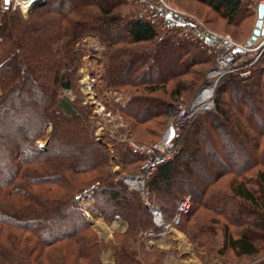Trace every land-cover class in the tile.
Segmentation results:
<instances>
[{
    "label": "trees",
    "instance_id": "trees-1",
    "mask_svg": "<svg viewBox=\"0 0 264 264\" xmlns=\"http://www.w3.org/2000/svg\"><path fill=\"white\" fill-rule=\"evenodd\" d=\"M192 1L232 25L243 14L240 0ZM118 2L48 0L27 18L0 11V46H10L0 61V264H104L102 242L79 203L85 193L94 217L127 225L114 234V261L106 264H159L163 257L137 246L139 232L153 225L151 214L112 172L108 146L115 141L94 139L90 109L76 91V45L87 35L105 45V86L128 93L119 106L125 124L152 137L163 131L169 104H188L205 83L209 60L177 38L155 42L147 22L120 20ZM263 73L249 81L234 72L220 78L213 110L182 126L178 152L146 181L147 203L167 222L189 198L178 225L199 251L249 264H264ZM119 156L124 169L144 159L127 149Z\"/></svg>",
    "mask_w": 264,
    "mask_h": 264
},
{
    "label": "rangeland",
    "instance_id": "rangeland-1",
    "mask_svg": "<svg viewBox=\"0 0 264 264\" xmlns=\"http://www.w3.org/2000/svg\"><path fill=\"white\" fill-rule=\"evenodd\" d=\"M48 0H45L47 3ZM243 7V14L241 19L237 24H229L224 19L220 18L215 12H213L209 7L204 4L192 0H156L157 3L163 5L165 11H169L168 8L182 13L189 19H194L198 21V25L211 33L227 35L236 44L245 46L246 42L252 35L257 21V12L255 8L254 0H240ZM143 6L138 5L136 0H119L118 5L114 9V13L119 15L120 20H130L136 19L137 15L142 12ZM39 8V7H36ZM36 8L32 9L26 14H21L23 18H27L29 13L34 11ZM167 8V10L165 9ZM0 11L1 8H0ZM164 11L162 12V15ZM164 16H162L163 18ZM161 18V19H162ZM164 22L161 20V23ZM155 27L158 38L173 37L178 38L176 33H172L162 27ZM184 30V29H183ZM182 28H177V31H183ZM184 41V40H182ZM186 42V41H185ZM188 43V42H187ZM193 45V44H191ZM80 51L81 56V66L78 70V77L76 80V91L79 93L81 103L90 109V122L92 124L93 136L96 141L108 142L109 140H114L115 145L112 147L110 144L108 146L109 154L113 158L112 172L117 174L119 180L123 182L126 177H135L140 168L145 165L146 158L143 157L142 165L135 164L134 166H128L125 169L118 165L120 161L119 152L120 150L127 149L131 153V145H137L145 150L153 145L158 144L162 141V138L166 136L170 120L176 112L175 109L182 110L188 108L195 98L200 94L201 90L209 86V71L214 66L213 59L206 57L203 53L205 59L209 60V68L206 71L205 83L191 96L188 100V104L182 106L173 107L169 104V117L167 123L158 137H152L149 133L143 130H137L136 133H132L131 129L125 124L120 112L119 106L124 105L128 100V93L116 86L107 87L104 84V74L107 67L106 62V47L105 45L93 35H87L79 40L76 45ZM195 46V45H193ZM198 50L199 48L196 47ZM200 51V50H199ZM10 52V46L7 42H4L0 46V61L8 56ZM251 56H241L239 63L236 68H248L250 74L247 77H240L249 81L251 77H254L259 71L262 73L264 71V54H262L258 60L254 61ZM253 62L251 65L248 63ZM248 65V66H247ZM238 73V72H237ZM257 76V75H256ZM264 78V73L262 74ZM185 78H190L186 76ZM215 89V87H214ZM214 89L212 93V104L214 105ZM65 96L69 97L71 100L75 98V95L71 91H65ZM191 101V102H190ZM213 110L201 111L199 113L208 112ZM173 115H172V113ZM190 120V119H189ZM187 120V121H189ZM45 140H39L38 145L40 147L45 146ZM175 141L173 142V144ZM175 145V144H174ZM133 154V153H132ZM136 155V154H135ZM140 156V155H138ZM132 179L127 178V183L123 182L128 192H136L147 204L148 208L154 206L153 204H148L147 200L148 194L146 191V183L144 193H139L135 190H130L129 183ZM147 181V180H146ZM79 203L83 207L86 216L91 224V228L96 232L97 236L102 242V250L100 253V260L102 263H113L114 258V234L124 233L127 225L120 218L112 220L109 223H105L99 217H94L91 214L93 200L91 194L85 193L79 197ZM155 207V206H154ZM151 214V213H150ZM139 242L137 246L142 245L143 250L149 252L150 250H156L163 254L159 264H217L218 262H223L226 264H249L246 259H236L230 254L218 258L215 256L208 255L206 252L199 251L195 247V244L189 241L185 233L179 228V225L171 226L167 230L166 240L163 242L151 241L146 237H142L140 233L138 234ZM221 235L218 233L216 246L221 243ZM152 242V244H149Z\"/></svg>",
    "mask_w": 264,
    "mask_h": 264
},
{
    "label": "built area",
    "instance_id": "built-area-1",
    "mask_svg": "<svg viewBox=\"0 0 264 264\" xmlns=\"http://www.w3.org/2000/svg\"><path fill=\"white\" fill-rule=\"evenodd\" d=\"M35 1L36 0H0V8L2 11H19L21 14H26L31 11L32 4ZM136 2L138 5L141 4L144 7H142V12L137 15L136 20L147 22L154 29V26L156 25V27L160 26V28L162 27L172 33H176L178 38L195 45V47H198L206 57L213 59L214 66L209 71V79L211 80V78H213L215 84L220 78L231 72H238L240 77H247L250 74L248 68H236L240 57L251 56L254 62L258 60L262 54H264V35H260L255 43H253L250 47H246L236 44L227 35L215 34L202 29L198 25V21L189 19L182 15V13H178L170 8H168L169 11H165L162 3L159 4L156 0H136ZM254 3L256 12L258 6L261 5L264 7V0H254ZM165 9L167 10V8ZM163 11L164 14L162 15ZM162 16L164 17L162 18ZM161 20L164 22L161 23ZM177 28H182V30H184L177 31ZM238 50L241 51L237 52ZM253 62L251 61L248 65H251ZM194 102L195 101H193L188 108H184L182 110L175 109V116H173L170 120L167 134L158 144L153 145L146 150L144 147L141 148L134 144L130 146L133 154L144 156L146 158L145 165L140 168L139 173L135 177H132L141 182L142 189L130 188V190H135L141 194L144 193L146 180L155 171V168L172 159L178 152V149L173 142L175 141L177 133L182 126L195 114L213 108L211 101L210 108H206L204 110H201L199 107H195ZM123 182L126 183V179H124ZM189 209V198L180 200L175 207L174 216L170 222H167L163 219L160 209L149 205L153 225L145 230H141L139 232L140 235L151 241H165L167 239V230L171 226L177 225L180 216L187 214ZM149 244H152V242H149ZM217 264L226 263L218 262Z\"/></svg>",
    "mask_w": 264,
    "mask_h": 264
},
{
    "label": "bare ground",
    "instance_id": "bare-ground-1",
    "mask_svg": "<svg viewBox=\"0 0 264 264\" xmlns=\"http://www.w3.org/2000/svg\"><path fill=\"white\" fill-rule=\"evenodd\" d=\"M209 86H206L202 89V91L200 92V94L195 98V102L194 105L195 107H199L201 110H204L206 108H210V101H211V97H212V93H213V89H214V79L211 78V81L209 83ZM172 113V112H171ZM173 115V113H172ZM129 187L131 189H142V184L141 182H139L138 179H132L129 183Z\"/></svg>",
    "mask_w": 264,
    "mask_h": 264
},
{
    "label": "water",
    "instance_id": "water-1",
    "mask_svg": "<svg viewBox=\"0 0 264 264\" xmlns=\"http://www.w3.org/2000/svg\"><path fill=\"white\" fill-rule=\"evenodd\" d=\"M45 5V1L43 0H36L31 7V10L36 8V7H41ZM260 35H264V7L263 6H258L257 7V21L255 24V28L252 32V35L250 36V38L248 39V41L246 42L245 46L246 47H250L253 43L256 42L257 38ZM241 50H238L237 52H240ZM129 179H134L132 177H126Z\"/></svg>",
    "mask_w": 264,
    "mask_h": 264
}]
</instances>
